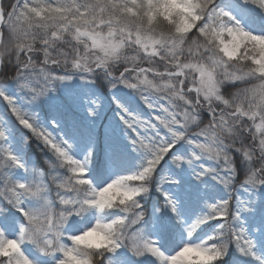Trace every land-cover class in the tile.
Instances as JSON below:
<instances>
[{
    "label": "snow or ice",
    "instance_id": "obj_1",
    "mask_svg": "<svg viewBox=\"0 0 264 264\" xmlns=\"http://www.w3.org/2000/svg\"><path fill=\"white\" fill-rule=\"evenodd\" d=\"M0 109V264H264V0H0Z\"/></svg>",
    "mask_w": 264,
    "mask_h": 264
},
{
    "label": "trees",
    "instance_id": "obj_2",
    "mask_svg": "<svg viewBox=\"0 0 264 264\" xmlns=\"http://www.w3.org/2000/svg\"><path fill=\"white\" fill-rule=\"evenodd\" d=\"M102 90H103V89H102ZM34 150H35L34 147H33V149H30V150H29V151H30V154H31V152L34 151Z\"/></svg>",
    "mask_w": 264,
    "mask_h": 264
},
{
    "label": "rangeland",
    "instance_id": "obj_3",
    "mask_svg": "<svg viewBox=\"0 0 264 264\" xmlns=\"http://www.w3.org/2000/svg\"><path fill=\"white\" fill-rule=\"evenodd\" d=\"M0 111H2V109H0Z\"/></svg>",
    "mask_w": 264,
    "mask_h": 264
}]
</instances>
